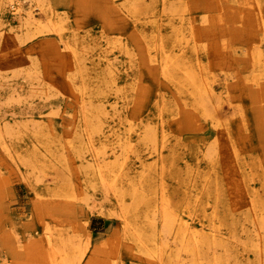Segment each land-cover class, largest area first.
<instances>
[{
	"label": "rangeland",
	"instance_id": "1",
	"mask_svg": "<svg viewBox=\"0 0 264 264\" xmlns=\"http://www.w3.org/2000/svg\"><path fill=\"white\" fill-rule=\"evenodd\" d=\"M15 2L0 0V264H64L50 243L60 234L87 246L81 264H160L139 250L134 219L162 230V196L188 202L200 190L225 238L200 246L201 261L264 264V0H139L137 11L128 0H22V15ZM51 19L56 30H42ZM100 47L120 70L98 64ZM172 52L212 85V109L164 72ZM117 122L132 143L114 154L101 133ZM131 165L147 201L126 227L120 207L132 196L119 192L135 174L121 167ZM166 234L169 258L176 230Z\"/></svg>",
	"mask_w": 264,
	"mask_h": 264
},
{
	"label": "bare ground",
	"instance_id": "2",
	"mask_svg": "<svg viewBox=\"0 0 264 264\" xmlns=\"http://www.w3.org/2000/svg\"><path fill=\"white\" fill-rule=\"evenodd\" d=\"M15 1L16 2L13 4V7L15 8V10L17 12L21 13L20 15H22V12H23V9H24L23 8V5H22V0H15ZM128 1L130 2V11H132L134 9H135L134 11H137L138 10L137 7L139 6V4H138L137 1H139V0H128ZM257 2H258V0H257ZM258 6H260V5H258ZM131 8H132V10H131ZM165 9L166 10H168V9L170 10L169 7H165ZM166 10H164V11H166ZM27 15L28 16H27L26 22H25L26 24L32 25L33 23L36 22L34 16L32 15V12L31 11H29L27 13ZM157 17H158V19H157V24H158V22H160V18L163 19V14H162L161 11L159 13H156L155 18H157ZM51 20H50L51 22H49L48 24H44L43 25V23H40L41 29L42 30H49V31L50 30H56V25L58 23H57V21H53V19H51ZM53 23H54V25L52 27H50ZM181 50H184V49L182 47L179 48V55H180V51ZM99 51L100 52L98 54V57H99V59H98V62L99 63L98 64H100V63L102 64L104 62L105 63V66L107 67L108 70H112V69H118V70H120L121 69V66L118 63H115L116 62L115 60H117V57H112L111 56V53L109 51L104 50L102 47L99 48ZM182 53H183V51H182ZM180 56H177V54H175L173 52L172 53H165L164 60H163V64H162V68H163L164 72L171 73V75H172L171 78H173V82L179 88L180 91H181V89L183 91L184 88H186V90L188 88L191 90L189 92V96H191V98L193 99V102L195 103V105H196L197 108H203V107L209 108L210 106H208V104L211 101L210 99H211L212 95L215 94L214 89H212V87H211L212 85H209L207 83L206 79H204L205 76H204V78H203L204 80H203L201 78L202 76L200 77V74L201 73L198 75L197 73H199V72L195 71L196 69H194V70H193V68L191 69L190 68L191 65L188 66L187 63L184 62L185 60H182V57L180 58ZM162 58H163V56H162ZM258 62L259 63H263V67H264V61L262 59H258ZM130 68H131V66H130ZM186 90H184V92H186ZM188 90H187V92H188ZM219 102H221V101H219ZM112 106H113V104L111 105V107ZM112 108H114V107H112ZM115 109H116L115 111L118 110V108H115ZM215 109H217V108H215ZM100 111H102V109L99 110V112ZM215 113H216V111H215ZM112 120H113L112 122H116L115 118L112 119ZM150 120L151 119H148L147 120V123H151L152 120L151 121ZM147 123H146V125L144 127H140V129H139V130H144V136H145V138L146 137H152L153 134L155 133L154 132L155 129L150 124H147ZM119 124H120L119 122L114 123L113 125H111V123H110L109 126H108V129L105 130V131L103 130L104 129L103 127L101 128L103 130V132L101 131L102 132L101 133V136H102V138H106L107 140L110 141V143L112 145V149H113L114 154H117V150H118L117 148H119L118 146H120V149H121V147L125 148L128 145L130 146V144L132 143V140H131L132 139L131 129H127V130L125 129L124 130ZM100 126H101V124H100ZM93 128H94V126H93ZM97 128H98V126H97ZM97 128L95 126V129H97ZM161 128H162V126H161ZM140 133H141V131H140ZM138 135H140V134L138 133ZM88 138L89 139H93V137H91V136H89ZM102 144H104V143H102ZM117 156H116V158H119V155H117ZM99 164H101V163L99 162ZM101 166L102 165H100L99 167H97L98 168L97 170H98L99 175L102 178V180L103 179L105 180L106 179V176H105V174H103V168ZM126 168L123 166V167H121V170H125V174L127 176L130 177L131 174H135L134 176H131L130 177V183H129L130 184V187L128 189L121 190L119 192V195H120L119 197H121L123 195H126V193H128V194H130V196H132V203H130V204L128 203L129 204L128 205V204H126L122 200L123 201L122 202V205L120 204L121 205V207H120L121 208L120 217L123 219L125 226L128 227V226L131 225L130 224V219L132 217L133 218L136 217V209H138V205L139 204L140 205L146 204L145 201H147V200L144 198L145 196L143 195L144 196L143 197L140 193H138L137 189L134 187V185L136 186L135 183H137V180H138L137 179L138 178L137 176L140 173L139 171H141V170H139L137 167H135L133 165L129 166L128 169H126ZM140 168H144V163L143 162H141V167ZM110 170H111V172H114L116 169L114 168V170H113V168H111ZM139 176H141V174H139ZM142 177H143V175H142ZM117 178H120V177H117ZM146 180H144V182ZM202 180H203L202 186L205 187L206 186V183L208 181V178L205 177ZM196 182H197V180L195 179V183ZM247 184H249V182H247ZM147 185L148 184H146V187H147ZM150 188H151V190L153 189V191L156 192V190H154V187H153L152 184H151ZM250 192L253 195H255L253 199H254V204H255L256 207L259 204L263 203V202H261L262 201L261 199H260V202H261L260 203L259 200H258V198H256V195H258L257 194L258 192L257 191L254 192L253 189H252V187L250 189ZM161 193H164V187L162 188V192ZM187 193L188 192L184 191L183 194L186 195ZM200 194H203V190L202 191L201 190L198 191V193L196 192L195 198L194 199H190L188 202H184L182 198L178 202H173V201H171L170 198H166L165 196H162L161 205H160L161 206V213H162V218L161 217L160 218L163 221L162 230H161V226H160V230H158V228H157L158 226L156 227L154 225L155 223L152 222V221L149 224H146L147 222L146 223L143 222L141 224L140 222L138 223V221H137L136 218L134 219V220H136V223H134V225L136 226V231H134L135 232L134 241L137 244V246L139 247V250L144 254V256L147 255L150 258L157 259V260H159L160 264H170V263H172V260H174V261L176 260L177 263L176 262L175 263L176 264H179L178 260H179V257H181L180 254H179V250L182 249V250H180V253H181V251H183V249H184V251L186 250V251H189V252L192 253L193 256H192L191 259H193V257H194L192 263L190 262L191 264H204L201 261V258H200L201 257V254H202L201 253L202 251H201V247L200 246H202L203 244H208V246H209V244H215V245H219L221 247L224 246V240H225V238L223 237L222 230L220 229L221 227L214 221L215 220L214 217H216L218 215L217 214V211L214 212L212 216H208V214L206 213V210H205L206 208H204L203 206H201V203L202 202L200 203V200H202L201 199L202 196H200ZM190 197H188V198H190ZM192 197H193V195H192ZM147 205H149V203ZM198 205H200L201 210L199 209L200 207L198 208ZM152 206H153V204H152ZM215 206H216V203H215ZM261 206H263V204ZM152 212L153 211H150L149 214L152 213ZM161 213H160V216H161ZM151 215H154V213L151 214ZM263 216H264V214H263ZM153 219H155V221L157 220L155 217ZM144 220H146L145 217H144ZM195 221H198L197 224H198L199 227L195 226V224H194ZM160 222H161V220H160ZM260 224H262V223H260ZM261 226H264V225H261ZM172 229H175L176 230V237L174 239L176 240V243L178 245V250H177V252L174 253V255L172 254V256H170L169 258H166L165 257V253H167V251H168V249H167V251L165 252V245L164 244L166 242L163 244L160 241L159 238L164 233L165 234L167 233L166 235H168V233H170ZM61 235L62 234L56 235L54 237V240L53 241H51L52 239L50 240V243L52 244V246H54L53 247L54 248L53 249V261L55 262V259L57 260V258H60L61 259V262L62 263L64 262V264H81V262L84 259L85 254L87 252V246H85L83 248H80V245H81L80 244L79 245V248H78L76 246V241H74L73 238L72 239L70 237L65 238V237H63ZM163 236H162V238H163ZM162 241H164V240H162ZM177 245H176V247H177ZM208 252H205V253H207L206 255H208ZM182 253H181V255H182ZM188 254L189 253H187V255ZM218 256H219V254H218ZM214 257H215V255H214ZM222 257H225L226 258L227 256H224L223 255ZM218 258H220V257H218ZM227 260H229V259H227ZM182 262H183V260H182ZM222 262H223V260H222ZM227 262H229V261H227ZM220 263H221V261H219L218 259H213L211 261H208V264H220Z\"/></svg>",
	"mask_w": 264,
	"mask_h": 264
}]
</instances>
